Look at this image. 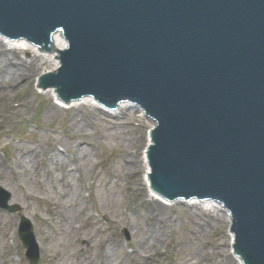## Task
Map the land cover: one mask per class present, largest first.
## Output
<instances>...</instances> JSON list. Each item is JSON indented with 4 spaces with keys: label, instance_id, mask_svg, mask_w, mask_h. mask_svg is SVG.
I'll list each match as a JSON object with an SVG mask.
<instances>
[{
    "label": "water",
    "instance_id": "obj_1",
    "mask_svg": "<svg viewBox=\"0 0 264 264\" xmlns=\"http://www.w3.org/2000/svg\"><path fill=\"white\" fill-rule=\"evenodd\" d=\"M57 29L68 45L40 85L139 106L156 123L152 184L223 204L235 250L264 264V0H0L8 39L41 46ZM19 237L38 264L26 218Z\"/></svg>",
    "mask_w": 264,
    "mask_h": 264
},
{
    "label": "rangeland",
    "instance_id": "obj_2",
    "mask_svg": "<svg viewBox=\"0 0 264 264\" xmlns=\"http://www.w3.org/2000/svg\"><path fill=\"white\" fill-rule=\"evenodd\" d=\"M31 52L37 51L32 49ZM27 56L24 54L23 58L27 59ZM43 69H49V66L46 65ZM40 74L41 72L34 77L33 90L26 87L0 99V177L3 171L2 163L7 162L18 147L27 145L29 148H41L46 151L49 148L48 139L54 136L59 137L64 146L70 147L67 155L63 157L67 160V157L70 158V155L75 153L76 159L73 163L69 162L68 168L59 169H53L39 160V174L31 178L24 176L20 180L24 189L21 193L14 194L10 186L0 180V198H7L9 206L17 207L16 210L9 211L0 206V264H30L18 235L22 218L31 222L37 244L39 248L40 244L43 246L38 264H184V257L194 252L197 247L188 243L184 227L178 224L180 218L185 219L184 211L179 208L180 205H177V209L173 208V205L185 204L184 210H189L192 205L197 204L205 211L217 214V210L213 208L217 202L201 203V200L196 198L184 199L183 202H166L172 206L167 214L175 218L177 227L172 232L165 230L163 241L145 249V252L144 249L138 248L140 235L151 236V232L158 228V223L151 220L138 199L139 192L134 189L135 182L128 177L133 171L131 168H121L120 165L125 154L129 158V155L136 153L134 155H137L139 160L142 158L145 139L153 124L143 119L140 112L137 114L136 106L128 102L121 104L122 107L109 109L87 101L85 104L88 109H79L77 114L79 120H87L88 110L92 116L89 117L92 124H87L89 126L85 128V133L76 134L73 138L66 137L64 128H69L72 110H68L67 104L59 103L53 93L44 91L38 82ZM23 98L27 99L28 107L13 110L12 105ZM51 102H56L62 111L49 116L47 109ZM76 106L78 107V104ZM94 107L103 113H99ZM120 109H125L126 114L119 121L107 116L117 115ZM114 126H120L122 136H129L134 140L129 144H122L121 138H118L114 130L107 129L115 128ZM81 136L85 138L81 139L84 142L79 147L82 148L79 155L78 149H72L71 146L75 145L77 138ZM59 146L62 147L61 144ZM139 176L145 183V170L142 166ZM63 178L72 184L74 178H77L80 182L78 197L85 200H79V217L70 221V228L75 231L67 235L60 233L64 223L62 207L64 208L66 197L53 186L55 183L60 190L61 186L66 184ZM146 186L147 193L152 197L149 185ZM124 219L128 223L124 224ZM221 229V226L210 227L211 235L207 240L210 250L215 249L217 244L222 245L217 257L219 259L220 256L226 257L229 252L230 226L222 229L227 234L226 238L220 235ZM87 236L91 238L88 248ZM136 250L139 253L134 258ZM141 254L152 256V259L147 263ZM105 257H108L107 262Z\"/></svg>",
    "mask_w": 264,
    "mask_h": 264
},
{
    "label": "bare ground",
    "instance_id": "obj_3",
    "mask_svg": "<svg viewBox=\"0 0 264 264\" xmlns=\"http://www.w3.org/2000/svg\"><path fill=\"white\" fill-rule=\"evenodd\" d=\"M3 35L4 34L0 33V99L8 97L10 96V94L15 93L17 90H21L26 87H28L30 90H33L34 77L39 72H41L39 78L40 80H42V78L46 77V75L56 73L61 67L60 55L68 45V42L61 29H57L52 32L49 35L48 41L46 43H43L41 46L35 45V43L30 40L21 41L20 39L15 42L14 39H8L7 36ZM32 49L37 52H31ZM24 54L28 55L27 59L23 58ZM46 65L49 66V69H43ZM42 88L44 89V91H50L51 93H53L54 98L56 97L57 99V97H60L59 99L63 100L65 104L68 105V110H72L69 120V128H64V131L66 133L65 136L73 138L76 134L85 133V128L89 126L87 124H92V120L91 118H89L92 116L91 114H89L88 110H86L88 119L86 120L85 118H83L82 120H79L77 111L79 109H86L87 105L85 103L87 101L100 107L101 104L97 102V100H95L91 95L82 96L79 100H67L59 92L58 87L52 89L50 87ZM76 104H78V107L76 106ZM122 104H124V102H122ZM27 107L28 102L25 98L12 105L13 110H22L26 109ZM105 107L109 108L108 106ZM95 109L98 110L99 113L102 112L98 108ZM139 110L140 116L143 119H147L143 110H141L140 108ZM61 111L62 108L56 102H51L49 108L47 109V113L49 116ZM125 114V109H120L117 115L107 114V116L119 121L125 116ZM104 115L106 116L105 113ZM118 124L119 123H117V125ZM155 125L156 123L153 124L148 137L145 139L146 143L142 158L139 160L138 156L134 155L136 153H132V155H129V158H127L125 154L122 159V164L120 165L121 168H131V171H133L132 174L130 172L128 177L132 178V180L135 182L134 189L135 191L137 190L139 192L138 199H140L141 204L143 205L146 213H148V216L151 218V220L158 223V228L155 232H151V236L149 237L140 235V230H138V234L140 235V237L137 246L138 248L144 249V252L146 251L145 249L163 241L165 230H167L168 232H172L173 229L177 227V225H175V218L169 217L167 214L171 210L172 206H169L168 203L159 200V198H154L153 196L151 197L150 194L147 193L146 189V185H149L150 189L152 187L156 193L162 194L151 182V167L148 160V152L152 143L151 137ZM74 129L77 131L75 132ZM107 129H113L118 138H121L122 144H129L134 140L132 137L122 136V131H119L120 126H117L115 128L107 127ZM83 138H85V136L78 137V142H76L75 145L71 146L72 149H78L79 155L82 153V148L79 147L84 142V140H81ZM48 141L49 148H47L46 151L41 150V148H29L27 145H21L20 147H18L15 154H12L14 156L10 154L11 158L9 156V158L7 159L8 161L2 163L3 171L0 180L2 179V183L10 186L14 194L24 192V189L22 188L20 182V180H22L24 176H30L29 178H31L39 174V160H42L43 163H47L48 166L52 167L53 169L65 167L68 168L69 162L73 163L75 161V153L73 155H70V158L67 157V160L63 157L67 155L70 147L64 146L59 137H50ZM60 144L62 145V147L59 146ZM141 166L145 170V183L143 181L144 179L139 176ZM18 180L20 183L17 182ZM63 182L66 184L61 186L60 190L57 187L58 185H56L55 183L53 184V186L55 190H58L62 195H65L66 197L64 200V208L62 207L64 223L60 233H62L63 235H67L75 231L70 228V221L71 219L79 217V210L77 209L79 200L81 202H84L85 200L83 197H78L80 182L77 178H74L73 184L71 182L69 183L67 180H65V178H63ZM92 186L93 185H91V188ZM179 200L183 202L184 198H181ZM177 205H180L179 208L184 211L185 216V219L180 218L178 220V224L180 223V225L184 227L186 235L185 237L188 240V243L197 247L194 252L184 257V264H232V261H234V264H248L246 258L235 250L234 234L231 230L232 218L230 216L229 210H227L223 206V204L217 202V204L213 205L215 211L217 210V214H212L210 211H205L203 207L197 204L192 205L189 210H184L185 204H175L173 205V208L177 209ZM104 218H106V216H104ZM123 223H128V221L124 219ZM160 224H162V226ZM213 225L218 227L221 226L222 229L230 226L228 240L229 252L226 257L220 256V259L217 257L219 255V250L222 247L221 244H217V246H215L216 248H213L212 250L208 248L209 243L207 240L211 235L209 229ZM222 229L220 235H222L223 238H226V233L222 231ZM90 241V236H87V248L89 247L88 245L90 244ZM40 250L43 251V246L41 244ZM138 253L139 252H137L136 250L134 258ZM141 257L147 263H149L152 259V256H143L142 254ZM107 258L108 257H105V262L108 261ZM139 264H144V262Z\"/></svg>",
    "mask_w": 264,
    "mask_h": 264
}]
</instances>
